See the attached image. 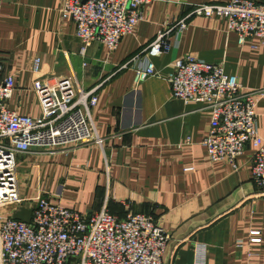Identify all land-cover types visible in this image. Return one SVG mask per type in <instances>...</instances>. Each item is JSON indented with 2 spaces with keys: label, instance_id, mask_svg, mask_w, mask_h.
I'll return each mask as SVG.
<instances>
[{
  "label": "crops",
  "instance_id": "0c3cea01",
  "mask_svg": "<svg viewBox=\"0 0 264 264\" xmlns=\"http://www.w3.org/2000/svg\"><path fill=\"white\" fill-rule=\"evenodd\" d=\"M227 1L154 0L133 32L108 53L99 43L81 52L73 22L58 18L60 0H0V79L14 80L7 109L39 117L51 105L49 86L93 90L90 117L105 138L102 150L89 145L17 154L20 198L46 197L82 214L104 206L118 218L128 210L149 215L169 234L161 264H192L195 243L205 247L204 264H264V197L251 182L253 149L245 147L235 172L210 162L200 144L207 109L172 99L166 82L171 63L190 55L220 63L246 91H264V45L255 38L238 45L223 21L191 17L176 45L151 59L155 76L133 88L128 66L161 26L194 5ZM254 112L257 133L264 138V94ZM14 210L4 209L1 217H11ZM251 230L258 231L259 242L248 241Z\"/></svg>",
  "mask_w": 264,
  "mask_h": 264
},
{
  "label": "built area",
  "instance_id": "2783aa9c",
  "mask_svg": "<svg viewBox=\"0 0 264 264\" xmlns=\"http://www.w3.org/2000/svg\"><path fill=\"white\" fill-rule=\"evenodd\" d=\"M153 1L60 0L57 14L59 20L73 22L81 52L99 43L109 53L122 37L133 32ZM191 17L223 21L225 33L233 34L238 45L248 38L264 45V2L229 0L223 5H194L182 18L161 26L146 48L129 60L133 88L156 75L151 59L176 45ZM38 64L37 58L34 72ZM166 82L172 99L201 103L207 109L209 120L200 144L210 162L226 164L235 172L245 147L253 149L251 182L257 195L264 197V138L257 133L254 112L264 91H246L220 63L190 55L171 63ZM13 89L12 76L0 79V208L25 207L31 210V218L27 223L0 215V264H161L169 234L149 215L128 210L118 218L104 206L82 214L46 197L20 198L17 154L32 148L53 152L89 145L102 150L105 138L98 136L91 121L90 111L96 103L93 90L49 86L51 105L39 117H31L7 109ZM249 233V242H259L257 230ZM235 245L240 247L241 242ZM193 251L192 264H204V245L195 243Z\"/></svg>",
  "mask_w": 264,
  "mask_h": 264
},
{
  "label": "water",
  "instance_id": "95a60500",
  "mask_svg": "<svg viewBox=\"0 0 264 264\" xmlns=\"http://www.w3.org/2000/svg\"><path fill=\"white\" fill-rule=\"evenodd\" d=\"M11 218L18 219V220L28 223L31 218V210L25 207H21L18 210H14L12 212Z\"/></svg>",
  "mask_w": 264,
  "mask_h": 264
},
{
  "label": "rangeland",
  "instance_id": "374dc122",
  "mask_svg": "<svg viewBox=\"0 0 264 264\" xmlns=\"http://www.w3.org/2000/svg\"><path fill=\"white\" fill-rule=\"evenodd\" d=\"M7 208H8V207H5V206L1 207V208H0V215H3L1 212H2L4 209L6 210Z\"/></svg>",
  "mask_w": 264,
  "mask_h": 264
}]
</instances>
